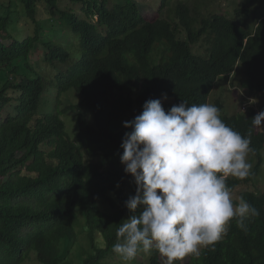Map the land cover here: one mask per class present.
I'll return each mask as SVG.
<instances>
[{"label":"trees","instance_id":"trees-1","mask_svg":"<svg viewBox=\"0 0 264 264\" xmlns=\"http://www.w3.org/2000/svg\"><path fill=\"white\" fill-rule=\"evenodd\" d=\"M170 4L162 0L149 20L136 0H0V264H75L78 212L90 244L82 264H111L117 230L132 215L125 202L136 195L121 163V144L133 131L124 122L150 99H161L166 111L184 101L209 103L237 67L244 94L264 95V18L251 32L248 5L233 17L199 21L177 0L172 21L165 20ZM198 45L207 46L205 56L193 51ZM51 89L57 111L41 113ZM70 112L84 115L75 136L64 120ZM256 115L221 113L242 136L252 129L258 160L246 179L227 178L232 192L259 176L264 134L253 126ZM242 197L259 211L245 221L247 230L233 219L219 241L185 264H264V193ZM162 260L154 248L150 264Z\"/></svg>","mask_w":264,"mask_h":264},{"label":"clouds","instance_id":"clouds-1","mask_svg":"<svg viewBox=\"0 0 264 264\" xmlns=\"http://www.w3.org/2000/svg\"><path fill=\"white\" fill-rule=\"evenodd\" d=\"M252 123L264 126V111ZM124 127L133 131L121 144V163L136 195L125 202L132 215L118 228L112 251L125 262L155 248L165 264H176L219 241L233 219L246 231L245 221L259 215L242 196L235 200L226 183L251 175L252 129L242 136L216 105L184 101L166 111L161 99H150Z\"/></svg>","mask_w":264,"mask_h":264},{"label":"rangeland","instance_id":"rangeland-1","mask_svg":"<svg viewBox=\"0 0 264 264\" xmlns=\"http://www.w3.org/2000/svg\"><path fill=\"white\" fill-rule=\"evenodd\" d=\"M141 7V11L146 18L149 20L156 19L161 8L162 0H136ZM187 2L191 7L194 17L199 21L202 18H206L214 14L229 15L233 17L237 10L244 6H250L253 11V15L250 21V30L255 32L261 20L264 18V1L256 4H250V1L253 0H180ZM177 4V0H171L170 9H167L165 14V20L172 21L171 12L174 10V5ZM250 4V5H249ZM193 51L199 56H205L207 53L206 45H198L193 48ZM41 54H38L34 57L35 60L42 59ZM242 77L241 70L237 67L229 79L219 80L214 92L212 93L209 104L216 105L219 109H222V114L227 115L228 117H233L242 114H249L250 112L260 113L264 111V95H261L257 98L247 97L244 94V91L240 89L238 85L239 80ZM57 91L51 89V92L48 91L45 95L41 113H50L53 110L57 111L58 102L56 101ZM246 105L247 108L244 107ZM247 109V110H246ZM80 113L70 112L69 115L64 116V120L67 123V132L70 136H75L77 131V118ZM84 116V115H83ZM87 117V116H86ZM90 119V117H87ZM257 133L264 134V126L256 128ZM262 156V165L259 171V176L256 179L254 185L250 187H240L236 191L232 192L235 200L238 201L239 197L247 192L252 193H264V151L261 153ZM247 161L252 165L251 173L257 167L258 160L251 152L247 156ZM228 178H233L229 176ZM139 210V209H138ZM78 222L75 226V231L78 234V242L72 247V259L75 264H82L81 250L84 248L87 251H90V244L86 233L85 224L83 221V216L78 212ZM205 247L200 249V252ZM59 250L63 255L68 251V247L65 246L64 241L61 242ZM154 248L149 252H140L137 257L131 261L125 262L118 255L110 259L111 264L118 261H123L125 264H150V256ZM118 256V257H117ZM76 261V262H75ZM183 264L188 262V257H185L181 261ZM162 263L165 264V260H162ZM29 264H36L31 262Z\"/></svg>","mask_w":264,"mask_h":264},{"label":"bare ground","instance_id":"bare-ground-1","mask_svg":"<svg viewBox=\"0 0 264 264\" xmlns=\"http://www.w3.org/2000/svg\"><path fill=\"white\" fill-rule=\"evenodd\" d=\"M256 3V2H255ZM259 3V2H258Z\"/></svg>","mask_w":264,"mask_h":264}]
</instances>
